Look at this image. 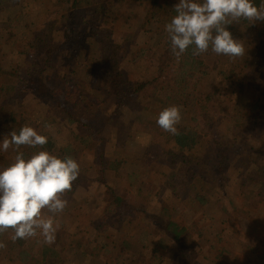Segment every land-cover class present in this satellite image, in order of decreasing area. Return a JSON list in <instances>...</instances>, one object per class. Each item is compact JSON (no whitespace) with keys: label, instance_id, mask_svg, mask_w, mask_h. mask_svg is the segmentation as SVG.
<instances>
[{"label":"rangeland","instance_id":"rangeland-1","mask_svg":"<svg viewBox=\"0 0 264 264\" xmlns=\"http://www.w3.org/2000/svg\"><path fill=\"white\" fill-rule=\"evenodd\" d=\"M37 1H42L41 7L49 8L55 0H29V11L39 14L38 24L26 29L25 35L15 37V32L6 33L7 38L15 39L14 45L2 43L3 49L0 46L3 61L9 62L20 56L21 62L18 61L17 68L22 70L26 63L23 51H28L26 40L33 39L37 35L43 36L45 33L48 34L50 41L52 40L57 45L59 43H70L71 45L79 43L80 49L71 46L66 51V55L58 51L53 56V61H57L56 68L63 75L68 72L66 66H69V63L76 64L75 58L79 52L78 58L82 64L86 65V70L93 73V77L86 83L84 78H87L88 71L84 73L82 71L72 77L70 81L80 85L83 95H87L93 104L95 98H100V101L104 102L102 104L104 107H101L98 112L92 110L85 116L94 123V126L102 130L100 132H102L103 148L99 144H95L92 145V148H85L80 152V165L82 167L89 165L92 167V171L83 172L87 181L83 182L80 188H76L77 195L63 197L68 201V213L56 214L57 217L59 216L56 222L60 225L58 229L60 231L56 232L57 244L53 246L58 250L60 247L68 246L66 251L61 252L63 256L60 257V264H115L117 262L120 264H180L187 255L189 262L186 261L185 264H264L263 227H258L263 230L261 232L263 235L258 237L260 240L249 248L243 246L246 240L241 236L243 227L249 225L254 218L257 221V217L253 215H257V207H264V204L257 206V198L252 193L254 183L257 185L264 181V105L260 108L251 105L256 101L257 87L264 89V82L253 77V68L257 57L255 35L258 28H264V22L256 21L251 24L249 21V27L242 39L239 38L241 35L239 31L234 32L233 38L244 46L245 55L237 57L234 62L236 64L233 67L235 73L239 70L241 73L232 74L231 78H227L228 81H234L233 90L231 91L232 88L229 89V85H226L224 91L219 93L218 119L215 126V132L219 136H223L225 140L230 137L228 151L225 154V162L220 165L215 152L207 149L206 155L208 156L201 160L205 167L200 169L201 166L192 167L193 162L188 164L180 158L173 160L172 156H161L153 164L148 162V159H153L156 155H166L163 148L171 152L174 151L172 135L163 131L156 124L158 115L163 109L178 106L181 120L176 127L182 129L181 126L191 125V115L183 102L182 95L176 90H160L157 97L162 107L154 108L152 106L145 112L137 104L142 102L131 98L128 100L133 105L131 112L124 114L120 111L117 116L105 123L106 115L116 112L114 109H117V96L107 77L101 72L99 66V52L101 53V51L96 49V43L101 45V49L107 48L112 53H118L120 70L130 80L136 82L154 80L161 73L162 60L170 57L171 63H173V55L164 45L169 38L165 31V25L167 21H170L171 5L167 4L166 0H159L155 5L151 4L150 0H131V3L125 4L120 9L119 7L123 3H119L117 0H97L106 3L108 14H110L108 18L106 14H99L95 10L89 11L85 7L74 9L70 16V10L65 3L62 8L59 7L55 10V14L42 18L45 11L41 9ZM12 2H15L17 6L22 3V0H0V6L9 8ZM118 9L120 17L113 15V12ZM147 12L154 14L152 20L148 21L144 17ZM6 16L7 10L0 9V29ZM160 19L161 22H159ZM92 23L99 29L96 34L89 30ZM26 36H28L27 39ZM246 41L249 42V45H244ZM157 47L159 50L154 51ZM169 49H171V45ZM13 50H17V52L13 53ZM142 52L144 54L140 58L138 54H142ZM202 56L209 65L212 64L213 55L203 53ZM179 58H176L177 61ZM11 63L13 62L7 64ZM226 65L212 69L205 79L215 83L219 79L223 80L222 70ZM227 67L229 66L227 65ZM261 80L264 81V76L261 77ZM263 98L261 97L259 100L263 102ZM11 108L12 111H15L12 105ZM11 108L4 109L3 112L8 113ZM254 114L255 116H253ZM240 117L242 118L239 119ZM18 119V123L23 122L20 118ZM28 119L30 117L25 120ZM39 121L36 120L34 123ZM37 132L46 137L53 136L52 139L57 149H61L68 140L67 133L51 123L48 126H38ZM5 136L4 131L0 129V142ZM99 137L100 135L97 136V138ZM124 140H129L125 145V152L129 155H137V159L126 164L123 170H117L123 176L106 172L108 185L113 187L125 202L133 205L134 208L130 216L134 221L136 219L135 212L139 210L150 212L162 203L172 207V218H175L179 223L190 227L194 225L193 222L201 219L192 228L190 234L184 238L182 246L178 247L176 243L170 241V237H163L156 246L148 240L144 242L147 245L143 246L141 251L133 246L130 248L133 249L132 253L128 254L127 247L120 244L122 237L112 236L116 232L112 229L109 220L106 222V218H103V208L98 207L102 190L100 186L97 187L98 181L95 177L102 178L103 174L99 169L100 161L97 157L102 155L104 159H114L117 156H124L121 155ZM209 144L211 145V143ZM106 147H113V149L109 152ZM75 148L79 150L81 146L77 145ZM11 149L10 147L4 154L0 153V156L9 158L8 155H5L9 152L10 155H15L14 151L16 150L13 148L11 151ZM191 151L192 155L188 157L194 158L202 155L204 149L197 147ZM14 160V157H10L7 161L0 158V170L7 168ZM220 166L224 168L223 171L220 170ZM198 177H200L199 180ZM225 177L228 182L223 187L225 191L223 195L219 193L218 184L224 183ZM201 179L205 181L203 187L199 183ZM200 190L208 191L206 195L210 199L209 203L199 211L189 209L193 206L194 200H199L196 195L200 194ZM241 203L247 204V211L252 210L250 215H245L242 210L238 212L233 210L234 206ZM222 206L227 208L228 213L223 212ZM46 211L44 210L43 213ZM259 216H262L258 217V220L263 224L264 211L260 212ZM116 225L121 229V234L124 232L134 233L135 237L132 238V241L136 242L138 231H131L127 221L124 220V223L119 221ZM83 237L93 238L90 240L89 249L85 254L82 251L87 245L84 248L78 246ZM36 240V238L23 239V245L18 250L21 253L31 252V256L36 254L40 256L39 246H33V242ZM36 243L42 242L38 240ZM154 248L155 252H153ZM179 249H184V253L179 255L178 259L176 254L179 253ZM14 263L37 264V261L30 257L24 260L15 258ZM14 263L10 262L9 264Z\"/></svg>","mask_w":264,"mask_h":264},{"label":"trees","instance_id":"trees-1","mask_svg":"<svg viewBox=\"0 0 264 264\" xmlns=\"http://www.w3.org/2000/svg\"><path fill=\"white\" fill-rule=\"evenodd\" d=\"M117 1L119 3H123L122 6L119 7L120 9L125 4L131 3V0ZM158 1L159 0H150V3L155 5ZM166 2L171 5L172 8V14L169 15L170 21H167V23H169L177 14L174 10V5H176L179 0H166ZM198 2H202V0H198ZM252 2L257 7L261 4V0H252ZM65 3L68 5V9L70 10V16H72L74 9L85 7V9L87 8L89 11L95 10L99 14H106L108 15V18L110 17V14H108L107 11L106 3L97 0H55L49 8L41 7L42 1H37V4L41 7V9H44L43 11H45L42 18H47L52 14H55V10L59 7L62 8V5ZM28 5L29 0H22V3L17 6L15 2H12V5L9 8L0 6V9L7 10L6 19L2 23V28L0 29L1 48L2 43H12L14 45L15 38H7V32H15V37L18 35H25L27 31L26 29H29V27H35L38 24L39 14H34L29 11ZM118 12L119 9L114 11L113 15L120 17V13L118 14ZM153 16V13L147 12L144 17L149 21L153 19ZM159 22H161V19ZM248 22L249 21L241 20L239 23L230 24L227 26V30L230 31L232 36L235 31H239V34H241L239 35V38L242 39L249 27ZM92 24L93 25L89 30H92L96 34L99 29L95 27L94 23ZM255 36V50L257 52V57L255 59V67L253 68V77L261 82H264L261 80V77L264 76V28H258ZM27 38L28 36H26V39ZM26 41L27 42L25 44L28 47V51H23L26 63L23 65L22 70H18L17 68L19 62H21L20 56L12 61H9L13 63L7 64L9 62H4L1 54V50L3 48L0 49V129H2L6 135L10 134L13 130L19 133L23 126H30L37 131L38 126H48L50 123L55 127L57 126L60 130L63 129L68 135V140H66V143L61 147V149L56 148L57 146L52 139L53 136L49 135L47 136L48 142L45 145L38 146L36 148L21 146L18 151L23 153L26 160L29 159L32 154L34 155L39 151H47L61 159L66 156H70L75 159L80 166L79 177L73 182L72 190L70 192H66V195L64 196H72L74 194L77 195L78 191L76 188H80L81 184L87 181L83 172H87V170L92 171L91 166L84 165L85 167H82L80 165V152L85 148H92V145L95 144H99V146H102L103 148V139H101L102 132H100L102 130H99L96 126H94V123L89 121L88 117L85 116L92 110L98 112L101 107H104V105H102L104 102L100 101V98H95L93 104V101L91 99L89 100L87 95H83L81 86L76 84V82L70 81L72 77L82 71L83 73L88 71L87 78H84L86 83L91 79V77H93V73L86 70V65L84 63L82 64V61L78 58L79 52L75 58L76 64L71 65L68 62L69 66H66L68 68V72L63 75H61L56 68L58 66L57 61H53V56L56 55L58 51L66 55V51H68L71 46L72 48L80 49L81 46L79 43L77 45L73 43L72 45L70 43H59V45H57V43L52 42V40L50 41L47 33L43 36L37 35L35 38L27 39ZM164 45L169 50V53L172 54L171 49H169L170 38L166 40V44ZM244 45H249V42L246 41ZM96 46V49L101 51V53L99 52V66L101 67V72L107 77V80L111 84L117 96V109H114L116 112H111L106 115L105 123L112 120L120 113V111L124 114L131 112L133 105H131L128 101L131 98H135L136 100L142 102L137 104L143 112L149 110L152 106L154 108L162 107L160 100L157 97L160 90H176L180 93L182 95L181 97L183 98V102H185V106L191 115V125L187 127L181 126L182 129L177 128L179 134L172 135L174 151L171 152L163 148V152L166 155H156L155 158L148 159L149 164H153V162L158 160L161 156H172L173 160L180 158L183 162L188 164L193 162L194 165L192 167L201 166V169L205 167L201 163V160L208 156L206 155L207 149L215 152L220 165L225 162V154L228 151L227 146L230 137L225 140L223 136H219L215 132V126L218 119V96L220 92L224 91L226 85H229V89L234 86V81H228L227 78H231L232 74L241 73V70L235 73L233 69L236 65L234 63L236 58L233 59L224 55H216L211 51V48H209L206 53L208 55L211 54L214 57L212 64L209 65L207 61H205V58H203V54L193 56V46H190L188 50L180 56L178 61L174 54H172L173 63H171L170 57L162 60L163 65L160 67L161 73L155 77L154 80L136 82L130 80L120 70L118 53H112L107 48L101 49V45L97 43ZM158 47L155 48L154 51H158ZM16 52L17 50H13V53ZM144 52H142V54L139 53L138 56L141 58ZM220 62L222 63L219 64ZM224 64H227L229 67L226 65V67L222 70V73L224 74L223 80L219 79L218 82L215 83L214 81L205 79L212 69L218 66L221 67ZM261 97H264V89L258 86L256 101H254L251 105L257 108L263 107L264 98L262 102L259 100ZM11 105L14 107L15 111H12ZM9 108H11L10 112H3L4 109L7 110ZM103 110L105 111V109ZM253 116H255V114ZM29 117L30 119L26 121L25 119ZM18 118H20L23 122L18 123ZM241 118L242 117L239 119ZM36 120L40 121L38 123H34ZM98 135H100L99 138H97ZM125 141L126 140L123 141L121 148V155L124 156H117L114 159H104L102 155L97 157L100 161L99 169L103 174L102 178L97 176L95 177L98 181L97 187L100 186L102 190V197L100 196L98 207L100 206L103 208V218H106V222L109 220L112 225V229L116 232V234L112 236L115 238L116 235H118L119 238L122 237L120 244H124L127 247L129 251L128 254L132 253L133 249L131 250L130 248L133 246V248H138L139 251H141L143 246L147 245V243L144 242L148 240L156 246L158 242L160 243V241H162L163 237H170V241L176 243L178 247L182 246L184 238L190 234L192 228L195 224H198L201 219L193 222L194 225H191L190 227L186 224L179 223L175 218H172V207L162 203L154 210H150V212L145 210L135 212L136 219L134 221L130 216L134 208L133 205L125 202L123 197L117 194L113 187L108 185L106 172H113L114 174H118V176H123L122 173H118L117 170H123L126 164H130L137 159V155H129L125 152V145L129 142V140ZM209 143H211V145ZM77 145L81 146L79 150L75 148ZM197 147L204 149V154L202 153V155L194 158L188 157L192 155L191 150ZM11 148L13 149L14 146ZM106 148L109 152L113 149V147ZM0 153L4 154L3 151H0ZM14 154L15 155H10L9 152L5 154L8 155L9 158L3 156H0V158L7 161L10 157L15 158L17 151H14ZM10 165L11 164L8 166ZM220 170L223 171L224 168L220 166ZM197 179L199 180L200 177ZM223 182L224 183L218 184V187L219 193L224 195L225 191L223 190V187L225 183L227 184L228 179L226 180L225 177ZM199 183L202 185L201 187H203L205 185L204 179H201ZM97 187L95 186V188ZM201 190L199 191L200 194L196 195L199 200H194L193 206L189 209L199 211V209H204L206 204L209 203L210 199L206 195L208 194V191L202 192ZM252 193L254 197L257 198V206L259 204H264V181L257 183V185L254 183ZM228 203L231 204L230 201H228ZM246 206L247 204L245 203L237 204L234 206L233 210L235 212L242 210L245 215H250L252 210L247 211ZM222 210L223 212L228 213L226 207L222 206ZM68 211L69 210L66 207L62 213H68ZM263 211L264 207H257V215L253 214L254 217H257V221L254 218L249 225L242 228L243 233L241 236L246 240L243 243L244 247L249 248L256 241L258 242L260 240L258 237L263 235L261 233L263 230L258 228L262 226L264 229V221H262L263 224H261L258 220V217H262L259 216L260 212ZM43 214L45 216L50 215L47 211ZM58 217H54L55 221ZM124 220L130 224L128 226L131 228V231H138L136 242L132 241V238L135 237L134 233L128 234L124 232L121 234V229L117 227L116 224L119 221H123L124 223ZM12 235H14V232L11 229H8L4 233L0 234V242L6 245L5 248L0 249V264H9L10 262L14 263L15 258L24 260L28 257L36 260L37 264H60V257L63 256L61 252L66 251L68 248V246H66L64 248L60 247L59 250L56 249L53 245L57 244V238L54 244L47 245L43 242V237H33L37 239L33 242V246H39L41 253L40 256L37 254L31 256V252L24 251L21 253L18 250V248L23 245V239L13 242L11 240ZM93 238L83 237L79 241L78 246L80 248H84L87 245V247H85L82 251L83 254H85L89 249L88 246L91 243L90 240H93ZM29 239L31 240L32 238ZM38 240L42 243H36ZM155 251L156 249L154 248L153 252ZM182 253H184V249H179V253L176 254L178 259L179 255H182ZM186 261L189 262L188 255L184 261L180 262V264H185ZM115 264L120 263L117 262Z\"/></svg>","mask_w":264,"mask_h":264},{"label":"clouds","instance_id":"clouds-1","mask_svg":"<svg viewBox=\"0 0 264 264\" xmlns=\"http://www.w3.org/2000/svg\"><path fill=\"white\" fill-rule=\"evenodd\" d=\"M174 10L177 14L165 25V31L176 57L190 46L193 56L209 48L216 55L233 59L244 56V46L233 38L227 26L241 20L264 22V0L259 7L252 0H179ZM180 120L179 107L170 106L159 113L156 124L178 135L176 125ZM47 142L46 136L30 126H23L19 133L13 130L0 142V151L7 152L13 146L17 151L14 162L0 170V234L11 229L13 242L41 236L45 244H54L60 227L54 217L67 207L64 194L72 190L79 177V163L70 156L61 159L39 151L26 160L18 151L21 146L36 148ZM44 210L50 215L45 216ZM5 247L0 242V249Z\"/></svg>","mask_w":264,"mask_h":264}]
</instances>
